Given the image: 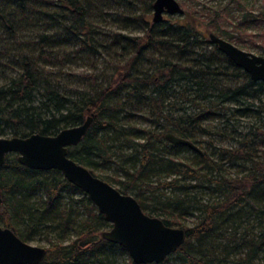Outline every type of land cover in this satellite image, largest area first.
<instances>
[{
	"label": "trees",
	"instance_id": "trees-1",
	"mask_svg": "<svg viewBox=\"0 0 264 264\" xmlns=\"http://www.w3.org/2000/svg\"><path fill=\"white\" fill-rule=\"evenodd\" d=\"M139 2V12L132 10ZM152 3L0 0V29L14 40L0 34V70L14 72L0 83V135L53 134L92 115L68 148L71 158L110 184L95 169L116 163L124 179L115 187L167 225L195 216L172 264H264V81L218 50L191 11L184 23L153 22ZM252 14L245 20H264ZM122 15L143 32L94 24ZM67 45L71 53L108 57L103 67L73 71ZM166 132L201 153L168 141ZM183 150L194 155L182 160ZM0 190V225L24 241L44 234L49 242L38 264H110L128 255L101 237L110 222L61 171L24 166L9 153ZM126 264L136 263L128 255Z\"/></svg>",
	"mask_w": 264,
	"mask_h": 264
},
{
	"label": "water",
	"instance_id": "water-1",
	"mask_svg": "<svg viewBox=\"0 0 264 264\" xmlns=\"http://www.w3.org/2000/svg\"><path fill=\"white\" fill-rule=\"evenodd\" d=\"M183 13L177 0H153V22L162 21L164 14ZM208 38L252 80L264 81L263 55L241 49L213 32L208 33ZM91 121L92 115H87L82 123L63 127L53 134L0 136V167L8 153H15L24 166L61 171L69 182L88 195L98 212L110 222L111 226L101 231L103 239L122 245L136 264L161 263L185 241L186 229L167 225L161 217L147 214L133 195L121 192L68 155L69 146L81 140ZM164 136L172 143L201 153L190 139L172 132ZM45 254L46 247L24 241L11 228L0 225V264H38Z\"/></svg>",
	"mask_w": 264,
	"mask_h": 264
},
{
	"label": "rangeland",
	"instance_id": "rangeland-1",
	"mask_svg": "<svg viewBox=\"0 0 264 264\" xmlns=\"http://www.w3.org/2000/svg\"><path fill=\"white\" fill-rule=\"evenodd\" d=\"M181 7L185 10L191 11L192 15L194 16V19L198 21L200 24L198 26V29L201 30V32L205 33V36L208 37L209 32H215V34H227L223 35L222 37H225L228 41L232 42L236 46H238L241 49H244L246 51H251L255 54L263 55L264 56V20H252L247 21L245 20V17L247 15V18L251 17L248 15L249 13H264V0H177ZM135 5V6H134ZM132 7L136 9V12H139L140 8L143 7V3L139 2L134 4ZM140 6V8H139ZM139 8V9H138ZM129 9V10H128ZM128 9L125 10V12H130L131 8L128 7ZM248 13V14H247ZM118 14V11L116 12ZM252 14V15H253ZM185 14L182 15H169L164 14L163 20L169 21V22H186L187 17H184ZM151 18H152V12H151ZM189 21H192V18L189 19ZM99 31L107 32V30L113 31L118 30L122 31L124 33H130V34H141L143 32L142 28L137 25L128 24V21L124 19L123 15L120 16L118 19H115V21L111 22L108 21L106 24L103 23L102 20H95L94 23ZM127 24L129 26L124 27V25ZM20 31V30H19ZM0 34L3 35V38H6L4 42L11 43L14 40L9 39V37H6L8 35L5 32H2L0 29ZM31 33H27L24 31H21L19 35L22 36L23 39H28V36ZM102 39V38H101ZM72 49L74 50V46H65L64 50L69 51V56L73 57L69 59L67 62H70L67 64V67H70L73 71H79L86 68V65L91 64L92 62H95L100 67H103L104 60L107 59L108 55L103 56H97V57H88L85 56L82 53H71ZM146 68L147 66H143ZM143 69V68H142ZM6 72H3V70H0V83L6 78L7 76L14 74V72L11 69H6ZM66 82H69L68 79L64 78ZM140 125L145 126V123L138 122ZM0 136H10V135H0ZM194 155L192 150H183L181 154H179V157L182 160H189ZM96 173L104 174L108 176L109 180H111L114 186H118V184L115 182V179H124V174L122 171L117 169L116 163H112L110 167L107 166H101L99 169H95ZM155 177H153L154 179ZM147 194V193H146ZM179 224L177 222H174L172 226L175 227H188L193 224L195 221L194 215H188L183 218L180 217ZM74 234L72 233L71 238H74ZM27 242L34 244V245H40L47 247L49 245V242L44 237V234L41 236L34 235L32 239H28ZM168 260L165 264H172L176 262L171 257V254L167 256ZM113 262L110 264H126L128 261V255H114L113 256Z\"/></svg>",
	"mask_w": 264,
	"mask_h": 264
},
{
	"label": "flooded vegetation",
	"instance_id": "flooded-vegetation-1",
	"mask_svg": "<svg viewBox=\"0 0 264 264\" xmlns=\"http://www.w3.org/2000/svg\"><path fill=\"white\" fill-rule=\"evenodd\" d=\"M9 154V153H8ZM15 154V153H14ZM16 155V154H15ZM17 156V155H16Z\"/></svg>",
	"mask_w": 264,
	"mask_h": 264
}]
</instances>
